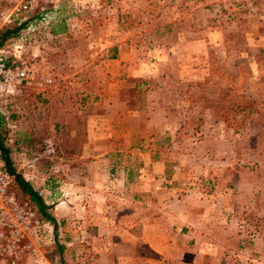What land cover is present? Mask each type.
<instances>
[{"label":"rangeland","instance_id":"1","mask_svg":"<svg viewBox=\"0 0 264 264\" xmlns=\"http://www.w3.org/2000/svg\"><path fill=\"white\" fill-rule=\"evenodd\" d=\"M0 48L54 79L0 93L51 264H264V0H37Z\"/></svg>","mask_w":264,"mask_h":264},{"label":"built area","instance_id":"2","mask_svg":"<svg viewBox=\"0 0 264 264\" xmlns=\"http://www.w3.org/2000/svg\"><path fill=\"white\" fill-rule=\"evenodd\" d=\"M36 4L37 0H0V29L26 23ZM16 51L11 55L15 59L10 61L8 51L0 48V93L12 94L31 84L42 89L51 87L53 77L31 72ZM3 114L7 121L8 115ZM45 151H54L50 141H46ZM50 231L52 224L40 216L33 203L17 194L0 151V264H51L39 244L43 234Z\"/></svg>","mask_w":264,"mask_h":264},{"label":"trees","instance_id":"3","mask_svg":"<svg viewBox=\"0 0 264 264\" xmlns=\"http://www.w3.org/2000/svg\"><path fill=\"white\" fill-rule=\"evenodd\" d=\"M26 23L20 26H4L0 29V47L6 40L12 38L16 32L24 28ZM4 115L0 114V151L4 161L6 171L12 176V185L15 188L17 194L33 203L44 220H50L54 222V218L48 213L47 205L44 203L40 195L30 186V184L19 174L16 173L13 163L11 161V149L5 143L6 127Z\"/></svg>","mask_w":264,"mask_h":264},{"label":"crops","instance_id":"4","mask_svg":"<svg viewBox=\"0 0 264 264\" xmlns=\"http://www.w3.org/2000/svg\"><path fill=\"white\" fill-rule=\"evenodd\" d=\"M1 102V101H0ZM40 107V106H39ZM45 107H51V105L50 104H48V103H46L45 104Z\"/></svg>","mask_w":264,"mask_h":264}]
</instances>
